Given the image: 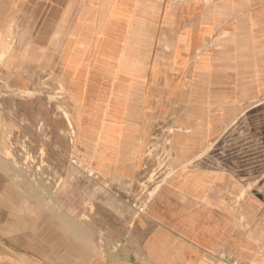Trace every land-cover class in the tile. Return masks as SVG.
Returning a JSON list of instances; mask_svg holds the SVG:
<instances>
[{"label":"rangeland","instance_id":"obj_1","mask_svg":"<svg viewBox=\"0 0 264 264\" xmlns=\"http://www.w3.org/2000/svg\"><path fill=\"white\" fill-rule=\"evenodd\" d=\"M227 12L226 0L0 4V159L12 183L57 210L75 175L94 173L78 148V82L109 94L111 109L128 89L150 94L139 201L209 156L231 171L260 168L263 182L264 36L238 53L254 22Z\"/></svg>","mask_w":264,"mask_h":264},{"label":"crops","instance_id":"obj_2","mask_svg":"<svg viewBox=\"0 0 264 264\" xmlns=\"http://www.w3.org/2000/svg\"><path fill=\"white\" fill-rule=\"evenodd\" d=\"M226 2L227 14L238 12L254 22L247 35L254 41L245 44L237 37L238 53L245 52L264 36V0ZM77 32L85 41L87 28ZM88 85L78 82L72 92L84 100L86 135L78 148L94 173L75 175L76 187L61 191L60 210L45 208L13 184L0 159V264H264L261 169L231 171L227 158L205 157L194 167L179 168L139 201L136 182L143 176L142 126L150 94L139 89L119 94L125 113L119 119L126 126L115 127L112 142L97 145L94 117L111 96L96 97L98 88ZM108 109L116 106L109 103Z\"/></svg>","mask_w":264,"mask_h":264},{"label":"bare ground","instance_id":"obj_3","mask_svg":"<svg viewBox=\"0 0 264 264\" xmlns=\"http://www.w3.org/2000/svg\"><path fill=\"white\" fill-rule=\"evenodd\" d=\"M197 3V2H196ZM162 4V3H161ZM202 4V3H201ZM186 10V9H185ZM154 15V14H153ZM158 16V15H157ZM151 17V16H150ZM169 17H171V15L169 14ZM152 18V17H151ZM155 29H156V26H154ZM37 39V38H36ZM155 39V38H154ZM41 41V40H40ZM84 41V40H83ZM41 46V45H39ZM97 50V49H96ZM91 55V54H90ZM188 57V56H187ZM181 60V59H180ZM89 61V60H88ZM158 61V60H157ZM178 65V64H177ZM173 69H175L173 67ZM178 70V69H176ZM99 73V72H97ZM87 74V73H86ZM101 74V73H100ZM93 75V74H92ZM100 76V75H98ZM107 76V75H106ZM109 77V76H108ZM112 79V77H109ZM96 80V79H95ZM98 82V81H97ZM94 83V82H93ZM108 83V82H107ZM90 88V87H88ZM87 88V89H88ZM108 88V86H107ZM89 90V89H88ZM98 90V89H97ZM90 91V90H89ZM90 93V92H89ZM72 94L74 95V98L76 100V106H77V109H76V113H75V120H77L79 122V138L81 139L82 137L84 138L86 134H84L82 132V130H84L83 128V124L81 123V115L83 113V109H84V100L81 96H79L78 93L76 92H72ZM108 94V93H107ZM105 96V95H104ZM109 96V94H108ZM102 98V97H101ZM233 99V98H232ZM104 106L103 108L101 109L100 113L98 115H95L94 117V120H95V124H96V127L95 129L97 130V138H96V144L99 145L103 142L105 143H109V142H112L113 141V137H114V130H115V127L117 126H121V128H124L126 126V122H124L123 120L119 119L120 117V114H125L124 113V109H123V106L120 102L116 101V104L119 105L120 107V112H111L108 108H109V100H106L104 102ZM115 104V105H116ZM217 106V105H216ZM224 106V105H223ZM90 107H93V106H90ZM96 108V107H95ZM219 108V107H218ZM98 109V108H97ZM218 115V114H217ZM220 116V114H219ZM127 120V119H126ZM130 120V119H129ZM128 120V121H129ZM219 120V119H217ZM133 121V120H132ZM135 121V120H134ZM136 122V121H135ZM137 124V122H136ZM222 124V123H221ZM225 125V124H224ZM223 125V126H224ZM133 126V125H131ZM135 126V125H134ZM222 126V127H223ZM120 131V130H119Z\"/></svg>","mask_w":264,"mask_h":264},{"label":"built area","instance_id":"obj_4","mask_svg":"<svg viewBox=\"0 0 264 264\" xmlns=\"http://www.w3.org/2000/svg\"><path fill=\"white\" fill-rule=\"evenodd\" d=\"M141 209H143V208H141ZM237 264V263H236Z\"/></svg>","mask_w":264,"mask_h":264}]
</instances>
